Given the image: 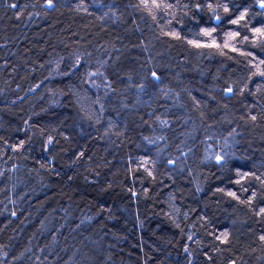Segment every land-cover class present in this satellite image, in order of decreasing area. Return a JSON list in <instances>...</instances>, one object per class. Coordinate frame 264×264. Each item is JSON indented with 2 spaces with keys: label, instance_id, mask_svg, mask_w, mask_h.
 I'll list each match as a JSON object with an SVG mask.
<instances>
[{
  "label": "trees",
  "instance_id": "trees-1",
  "mask_svg": "<svg viewBox=\"0 0 264 264\" xmlns=\"http://www.w3.org/2000/svg\"><path fill=\"white\" fill-rule=\"evenodd\" d=\"M163 3L0 0V264H264L261 0Z\"/></svg>",
  "mask_w": 264,
  "mask_h": 264
},
{
  "label": "snow or ice",
  "instance_id": "snow-or-ice-1",
  "mask_svg": "<svg viewBox=\"0 0 264 264\" xmlns=\"http://www.w3.org/2000/svg\"><path fill=\"white\" fill-rule=\"evenodd\" d=\"M141 3L146 7L148 8L149 11H152L153 9H160L162 7L164 8H170L172 7L171 4H164L163 3V0H141ZM52 5V0H49V6ZM262 8H264V0H261V5H260ZM12 7H16V5H12ZM197 7H199V5H197ZM225 11H227V8H225ZM216 19L218 20L219 17H216ZM241 19H243V16H241ZM239 21H233V23H238ZM215 29H212V30H208V29H203L202 30V34L205 35V36H209L211 37L212 35V32H214ZM255 31L257 33H259L261 36H264V29H255ZM239 33H229L227 34L228 36V40H233L236 38V36H238ZM247 39V38H245ZM228 40H226L224 42V45L223 47L225 48H228V47H231V45L228 43ZM194 43V42H193ZM196 46L197 47H201V46H207V47H217L219 48L220 45L219 44H216L215 41L213 40L210 44H207V45H201L199 43H196ZM232 50L233 51H236L237 49L235 47H232ZM261 63H264V61H261ZM261 76H264V72H260L259 73ZM153 75L155 76L156 74L153 73ZM228 91H232L231 89H229ZM252 119H255V117H252ZM222 159V157H217V160H220ZM230 195H235V193H230ZM262 212H264V209L261 210ZM261 239H264V237H261Z\"/></svg>",
  "mask_w": 264,
  "mask_h": 264
}]
</instances>
